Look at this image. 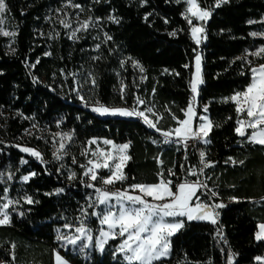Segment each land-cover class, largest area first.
Masks as SVG:
<instances>
[{
    "label": "trees",
    "instance_id": "trees-1",
    "mask_svg": "<svg viewBox=\"0 0 264 264\" xmlns=\"http://www.w3.org/2000/svg\"><path fill=\"white\" fill-rule=\"evenodd\" d=\"M73 2L83 10L65 9L69 19L77 15L81 21L99 18L97 27L78 33L77 40L68 39L69 30L57 22L59 14L55 10L62 7L64 0H6V25L16 35L0 36V196L8 188V198L20 203L14 206V212L8 210L11 222L0 226V264H53L54 252L71 264H120L111 255L118 241H110L103 254H78L71 247H61L56 240L58 230L68 234L74 231L66 229L65 223L79 226L74 218L93 193L81 182L86 179L80 164H86L89 158L81 155L88 147L87 141L100 138L116 144L130 142L131 159L124 169L128 179L123 185L117 183L118 188L132 183H157L158 171H164L166 179L181 180L187 168L199 169V154L191 148L153 143L163 137L141 119L103 118L88 106L99 101L109 107L131 108L139 96L162 117L158 124L161 130L176 127L170 113L184 119L181 109L188 106L191 98L189 79L194 49L202 57L204 80L199 87L197 113L201 115L207 105V115L214 125L207 137L209 143L203 148L200 144L206 160L214 166L204 170L208 179H200L218 193L211 199L206 192L199 195L205 203H223L226 207L220 209L216 224L185 222L171 238L170 257L154 264H228L229 257L232 264H257L255 257H264V242L255 239L258 224L264 223V146L247 143L236 135L235 106L224 101L250 82V65L237 58L264 46V37L250 35L264 32V0H229L220 7H215L216 0H198L202 8L211 12L204 26L206 38L199 46L191 39L182 15L184 3L146 0L142 6L141 0ZM110 16L119 22H113ZM173 31L176 36L169 35ZM49 34L55 39H50ZM105 34L112 37L107 43L103 42ZM96 36L100 39H93ZM96 44H101L100 49H96ZM96 56L100 59L93 60ZM247 59L252 61L251 66L264 63V58ZM121 61L125 62L123 67ZM132 61H137L144 72L134 68ZM89 73L96 81L94 87L90 80L85 83ZM34 78L38 82L34 83ZM74 88L88 102L87 107ZM198 122L196 118L194 127ZM60 132L72 133L73 139L68 155L55 161L53 134ZM17 146L40 151L48 163H41ZM73 157L76 164L72 163ZM229 157L244 163H225ZM22 158L27 163L21 165ZM168 169L177 175L168 177ZM70 172L77 174L75 180L67 179ZM9 173L14 174L11 181L7 180ZM31 173L36 175L23 182L22 177ZM58 188L63 191L54 194ZM25 195L37 202L24 203ZM2 203L5 200H0ZM86 227L96 233L99 222L89 217Z\"/></svg>",
    "mask_w": 264,
    "mask_h": 264
},
{
    "label": "snow or ice",
    "instance_id": "snow-or-ice-1",
    "mask_svg": "<svg viewBox=\"0 0 264 264\" xmlns=\"http://www.w3.org/2000/svg\"><path fill=\"white\" fill-rule=\"evenodd\" d=\"M182 2L186 5L182 15L189 25L191 39L199 46L202 39L206 38V36H203L205 28L194 25L193 21L205 23L211 16V12L202 8L198 0H176L178 4ZM228 2L229 0H216L215 7H220L222 4ZM141 3L143 6L146 0H141ZM68 8L83 10L82 6L74 3L73 0H64L62 7L55 10L59 14L58 24L65 30H69L68 39L77 40L80 38L77 36V33H87L90 29L97 27L99 18L93 20L92 17H88L82 21L77 18L75 22L76 27H73V21L68 18L70 14L65 11ZM7 12L6 0H0V35L14 37L16 32L7 31L4 27L6 23L4 15ZM109 19L116 23L119 22L115 17L110 16ZM145 19H147V16ZM167 22L165 20V23ZM249 23H254V21H249ZM56 35H59V33H56ZM169 35L176 36L177 32L173 31ZM250 35L264 37V32H253ZM49 38L55 39V36L49 34ZM93 39L99 40L100 37L96 36ZM111 39V36L105 34L103 42L107 43ZM100 47L101 44H96L97 50ZM194 51L196 52L194 71L191 72L189 79L192 99L185 109H181L184 119H179L170 113L172 119L176 122V127L169 130H161L158 124L162 117L154 112V106H147L146 101L139 96L135 98V104L131 108L109 107L96 101L91 106V111L99 116L136 117L141 119L149 129L159 132L163 137L162 141L154 140L153 143L165 145L177 144L183 146L185 150L189 146V141L202 142L204 144L209 143L207 137L214 127L213 122L207 115H198L193 104L198 96L200 85L204 83L202 57L198 51L195 49ZM50 54L45 53V55ZM247 56L264 58V46L259 47L256 51L248 52L245 57L237 58L245 60L250 65L249 72L251 79L244 90L236 92L231 97L226 98L224 102L233 103L235 106L237 118L234 131L236 135L243 138L247 143L264 146V63H260L258 66H251L252 61L248 60ZM92 59L98 60L100 57L96 56ZM124 63V61H121L122 67ZM132 64L134 68H139L141 73L144 72L143 67L137 61H132ZM184 67L189 68V65H184ZM167 71L165 69V72ZM176 74L178 75V73ZM244 74L243 72L241 73V75ZM89 80L94 87L96 81L91 73L88 74V79L85 80V83H88ZM35 82L38 81L34 78ZM73 91L76 92L78 98L87 107L88 102L80 95L79 89L74 88ZM123 93L124 89L122 87L121 99H124ZM154 93L155 88L153 89ZM141 105L145 106L143 110L140 109ZM203 111L205 113L208 112L207 105L204 106ZM148 113L155 117V120L150 119L147 115ZM194 117H197L200 121L195 128L192 127ZM33 127L36 128L37 126L33 124ZM249 129L251 130L250 134L247 131ZM26 134L31 135L27 130ZM72 139L73 135L69 132L53 134L52 143L54 150L52 157L55 161H61L64 156L68 155V147ZM238 143H241V141H238ZM87 145L88 147L81 152V155L89 157L86 164H80L83 176L86 178L81 182L84 183L86 188L92 189L93 193L89 195L87 205L81 207L80 215L74 218L79 221V226L74 227L72 223H65L64 227L66 229L71 230L74 228L72 234L61 233L58 230L56 240L61 242V247L65 249L71 246V250L74 253H85V250H88V252L98 251L103 254L106 251V246L109 245V241H118L111 255L114 260L119 259L120 264H154V262H162L164 259L170 257L172 251L171 238L185 226L186 221L207 220L212 224H216L219 215L216 210L226 207L223 203L208 204L201 200L199 193L202 191L206 192L209 199L218 195L205 182V179H208V177L204 170L213 167L214 163L206 160V153L203 151L199 153V169L196 167L187 168L185 176L181 180L166 179L165 172L158 171L157 183H132L127 185V187L116 189L115 185L117 183L123 185L128 179L124 169L131 159L127 154L130 142L116 144L109 139L98 141L93 138L87 141ZM92 145H96V147L92 148ZM100 145L105 147H101ZM192 146L195 147V144ZM17 147H19L21 152L27 153L41 163H48L43 159L40 151L30 147ZM156 160L159 164L163 163L159 157ZM228 162H231L233 165L244 163V161L237 162L231 157L225 163ZM25 163L27 161L22 158L20 164L23 165ZM72 163H77L75 157L72 158ZM179 166L181 169H185L184 164H180ZM102 170H106L108 174L102 175ZM13 175L9 173L7 180L11 181ZM35 175L36 173L25 175L22 177V181L28 182L31 176ZM176 175L173 169L167 170L168 177H175ZM201 176H205V179H200ZM2 177L3 174L0 173V182H3ZM188 177H196V179L189 180ZM76 178L77 174L75 172H70L67 177L70 181ZM98 184L100 186H97ZM8 191L9 189L5 188L4 195L0 196V200L7 201L0 204V226L11 222L8 210L11 208L14 212L16 210L14 206L20 203L19 200L9 199L7 195ZM62 191L63 189L58 188L54 194H59ZM51 194L53 193H46V195ZM22 199L26 204L37 202L29 195H25ZM231 199L235 200L236 198L232 197ZM89 209H92V211L89 212ZM20 215H23V212ZM89 217H94L98 220V235L94 236L93 229L86 227V221ZM257 227L258 231L255 233V239L258 242H264V223H259ZM218 234L220 233L218 232ZM14 247L15 245H13ZM255 260L257 264H264V257L262 256L255 257ZM55 264H69V262L57 252L55 253ZM228 264H232L231 257H229Z\"/></svg>",
    "mask_w": 264,
    "mask_h": 264
},
{
    "label": "rangeland",
    "instance_id": "rangeland-1",
    "mask_svg": "<svg viewBox=\"0 0 264 264\" xmlns=\"http://www.w3.org/2000/svg\"><path fill=\"white\" fill-rule=\"evenodd\" d=\"M176 1V0H175ZM183 3V2H182ZM185 5V4H184ZM185 7H186V5H185ZM77 18L80 20V18H79V16L77 15V16H73V17H70V19L73 21V27H76V20H77ZM4 19H5V21H6V18H5V15H4ZM193 23H194V25H199V26H205V23H202V22H199V21H196V20H194L193 21ZM7 23H5V30H7V31H11L10 29H8V25H6ZM78 34V33H77ZM1 37H5V36H3V35H0ZM203 36H204V34H203ZM11 37V36H10ZM10 37H8V38H10ZM204 40H205V38L204 39H202V42L201 43H203L204 42ZM192 71H194V61H193V65H192ZM201 86V85H200ZM198 95H199V93H198ZM192 99V96H191V98H190V100ZM197 100H198V96L196 97V99H195V101L193 102V104H194V108H195V110H196V112H197ZM91 106H93V105H90V106H88V109L91 111ZM142 106V105H141ZM140 106V107H141ZM125 108H127V107H125ZM204 109V107L202 108V110ZM141 110H143V109H141ZM96 114V113H95ZM148 116H149V118L150 119H152V115L150 114V113H148L147 114ZM201 115H207V113H205L204 111H203V113L201 114ZM99 116V115H98ZM208 116V115H207ZM100 117H103V118H105V117H113V116H100ZM116 117H118V118H136V117H119V116H116ZM197 117H194L193 118V121H192V127L194 128V124H195V119H196ZM153 120H155V119H153ZM199 123H200V121H199ZM198 124V123H197ZM98 141H102L103 139H100V138H98L97 139ZM101 147H105V146H103V145H100ZM203 146H205V144L204 143H202L201 142V147L203 148ZM23 147H27V146H23ZM92 148H95L96 147V145H92L91 146ZM110 147V146H109ZM31 148V147H30ZM202 151V150H201ZM128 154V153H127ZM102 171H106V170H102ZM107 172V171H106ZM115 188L116 189H119L118 187H116L115 186ZM148 199H150V198H148ZM7 201L5 200V203H6ZM221 209V208H220ZM220 209H217L216 211L219 213V215H218V217H217V222L219 221V219H220ZM181 219H183V218H181ZM194 221H204V222H209V221H207V220H194ZM186 222H189V221H186ZM209 223H211V222H209ZM99 233H98V231H96V233H94V230H93V235L95 236V235H98ZM110 242V241H109ZM69 247H71V246H69ZM88 252V250H85V252ZM94 252V251H93ZM95 252H98V251H95ZM89 253H92V252H89ZM98 253H100V252H98ZM117 261H119V259H117ZM120 262V261H119ZM70 263V262H69Z\"/></svg>",
    "mask_w": 264,
    "mask_h": 264
},
{
    "label": "built area",
    "instance_id": "built-area-1",
    "mask_svg": "<svg viewBox=\"0 0 264 264\" xmlns=\"http://www.w3.org/2000/svg\"><path fill=\"white\" fill-rule=\"evenodd\" d=\"M193 144H195V147L192 146ZM170 145L173 146V147L185 150L184 147L181 146V145H177V144H170ZM189 148L195 149L198 152V154L201 152V150H200V142L189 141V146H188L187 149H189Z\"/></svg>",
    "mask_w": 264,
    "mask_h": 264
},
{
    "label": "crops",
    "instance_id": "crops-1",
    "mask_svg": "<svg viewBox=\"0 0 264 264\" xmlns=\"http://www.w3.org/2000/svg\"><path fill=\"white\" fill-rule=\"evenodd\" d=\"M198 124H199V122H198ZM198 124L196 125V127L198 126ZM195 128V127H194ZM248 132H249V134H250V132H251V130L249 129V130H247ZM200 144H201V142H200ZM257 231H258V227H257ZM55 253H57V252H54L53 253V264H55ZM60 254V253H59ZM66 260V259H65ZM69 264H71V263H69Z\"/></svg>",
    "mask_w": 264,
    "mask_h": 264
}]
</instances>
